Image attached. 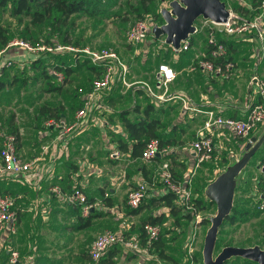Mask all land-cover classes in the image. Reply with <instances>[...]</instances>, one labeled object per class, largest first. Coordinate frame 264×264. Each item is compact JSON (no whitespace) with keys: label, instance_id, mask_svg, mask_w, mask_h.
I'll use <instances>...</instances> for the list:
<instances>
[{"label":"crops","instance_id":"crops-1","mask_svg":"<svg viewBox=\"0 0 264 264\" xmlns=\"http://www.w3.org/2000/svg\"><path fill=\"white\" fill-rule=\"evenodd\" d=\"M246 6L250 8V4H247ZM195 33L202 35H198V37H205L203 32L197 31ZM194 39V37H190V45L187 50L175 51L172 46L167 44L169 57L166 51L163 55L164 60L161 62H166L172 66L177 75L175 80L169 83L166 88H163L157 83L155 77L157 65L153 74L154 80L133 79L130 80L133 82V85L126 88H120L119 91L122 92V89H129L133 94V107H128L131 109L138 107L137 113H133V116H143L144 108L148 104L153 105L152 114L157 116L162 124L159 131L167 140V144H172L169 145L172 148V152L166 159H168L172 171H174L176 175H181L178 179L181 184L187 186L186 181L187 179H190V190L193 200L197 197V193L194 192L193 188L194 184L197 183L198 179L200 183L204 181L203 196L205 200L214 202L216 214L217 203L213 197L207 195L209 180L205 175L218 171V169L215 170L210 163H217L221 158L222 152L226 151L229 145L233 144L232 147L236 149V155L234 157L233 153H231V155L229 154V157L231 156L234 158L235 164L242 162L244 166L241 169L239 176L232 177L234 181V186L231 192L232 206L235 203V200L241 199V197L245 196L244 193L242 194V188L240 187L241 180H239V178H241L251 180L252 186L249 195L252 196H250L253 201L251 204H254L256 207L257 199L263 192L258 185L259 171L257 172V164L260 160L264 159V153L262 152V149L264 148V139L259 143V140L264 138V123L259 124L247 137L235 136L227 128L214 127L210 132H205L211 135L214 140L216 155L215 158L212 159L213 161H208L198 167H194L195 156L190 144L201 134V132H204L200 131L202 124L206 119V115L203 111L212 110L215 114L222 116L243 117L246 112L248 97L252 101L256 99V95L251 92L248 87V78L250 74L256 70L259 72L260 76L264 78V68L262 67L264 52H261V48H256L257 45H254L252 48V45L250 44L251 42H240L238 47L241 51L236 55L239 56L242 51L248 49L247 52L250 59L245 60V65L243 66L236 63L237 70H235L234 75L229 79H221L219 77L209 78L202 71H188V68L193 64L194 60L202 58L206 51V41L204 44L200 39L202 43L194 45ZM148 44H150V42H148ZM6 54L13 60L12 66L20 68L21 65H23L28 69L32 68V62L48 57L47 54L37 59H33L29 55L26 56L21 49L13 47L8 48ZM134 54L138 55V51H135ZM20 59L22 61H20ZM139 63L140 61L138 58H133V60L129 62L130 72L133 67H138ZM12 66L1 70L0 75H3ZM51 72L54 76L58 74L62 75L59 72H55L53 69ZM54 72L56 74H54ZM73 75L70 77V82L63 85L62 90L71 84ZM59 81H62V79ZM141 82L149 83L153 86V91L155 93L158 95L164 94L168 99L163 101L154 100L147 94L146 90L141 87ZM79 87H82V85L77 88ZM111 92L112 90L104 93L102 99L104 104L106 102L109 103V97L112 96L110 94ZM175 93L186 94L189 98L187 104L191 103L201 111L191 109L183 110L181 101L178 98L169 97V95H174ZM74 96L79 98L77 90ZM138 101H142L143 103ZM107 103L105 104L107 109H104L100 113L96 112L91 119V122L86 126H81L79 129L70 132L65 137L66 141L57 138L59 132L56 128L46 127L44 122L39 119V121L37 120V124L34 125L36 131L33 132L32 135L23 134L22 132L20 133L17 131L20 139V141L19 139L17 141L19 154L26 161L35 162L30 170L32 172L29 174V183H14L11 180L0 183L2 192H7L16 197V206L19 214V222L15 235L10 236L4 233L0 234V249L5 248L8 253L11 249L16 250L19 253L17 264H69V262H73L74 264V256H72V254L67 256L66 254L68 253L66 251V249H68L67 247L61 249L56 246V248H52L53 250L49 249L50 253L45 251L47 246H44V240L45 237L49 235L48 233L50 230H53L54 232L49 236L53 238L59 237L60 243L70 244L73 240H78V242L86 243V250H88L92 240L99 233L106 230H118L120 225L125 224L129 236L137 237L138 227L137 225L134 226L136 221H139L140 224L142 219L146 216L165 212L164 209H167L169 212V209L165 206L151 205L137 214L128 213L129 208L126 204V195L127 192L132 187H135L138 182H147L148 192L145 199L163 194L165 188L162 186V182H160L158 171L160 165L165 159L161 158V161L156 158L151 160H143L141 157L131 159L127 153H123L119 150L117 143L113 140L112 134L125 135V132L118 117L116 115L113 116V119L110 117L115 110V106H111V104ZM73 117L74 115H71L69 112L66 113L64 109L61 122L66 124L70 123L73 120ZM261 143H263V148L261 149L260 155H258L254 164H250L255 152L259 150L260 145L249 158H246V155L252 152L251 150H253L252 148L255 144ZM44 144H50L46 154H43L41 151V147ZM90 144H104L103 146H106L107 163L101 164L102 157L97 156L98 154L95 153L96 150H92L94 152L89 151ZM116 148L122 154L120 158H109L111 150ZM37 157L42 158L36 160ZM159 157L161 156H158V158ZM123 158L127 160V167H124L120 162ZM232 160H228L227 162L230 163ZM235 164L231 163L232 166ZM250 165L253 166L251 167ZM209 166L213 171H211ZM196 170L198 171L195 176ZM233 171L231 173H233ZM223 173H226V171H223ZM54 185L59 186L63 193H68L72 187H80L85 193L87 199H91V202L101 200L103 206L91 209L87 216H82L81 214L83 218H89L90 221L87 226L77 229L76 224L78 223V220L74 211L76 206L67 205L62 198L55 196L51 192V188ZM79 212L81 213L80 210ZM196 215L200 218L197 225L198 228L202 220L200 211H197L195 216ZM257 219H262V221H264V210ZM52 228H55V230ZM25 229H30L32 231L35 230L32 232L28 240L24 239L26 233ZM58 229L63 232L58 231V234ZM73 232L77 235L71 236L70 242L61 240ZM189 238L190 237H188V239ZM25 240H27V242ZM245 246L249 247L250 245ZM26 247L28 248V251L25 253L24 250ZM118 247L120 248V251L114 257L115 264L118 263L120 256L125 257L127 254H132V258L133 255L150 258L147 250L142 252H129L120 246ZM87 256H89L88 251ZM68 257H72L73 260L68 261ZM235 257H233V259H236V261H240L239 259H241L243 264L242 257ZM88 264H91L90 259Z\"/></svg>","mask_w":264,"mask_h":264},{"label":"built area","instance_id":"built-area-1","mask_svg":"<svg viewBox=\"0 0 264 264\" xmlns=\"http://www.w3.org/2000/svg\"><path fill=\"white\" fill-rule=\"evenodd\" d=\"M254 16H243L230 9L227 20L223 23H215L209 19L199 18L196 24V32L204 33L206 38V49L209 54L205 53L202 58L188 68V71L200 70L204 72L209 78L219 77L221 79H229L237 70L235 63L228 59V50L226 46L220 41L218 35L233 36L243 38L246 42H254L256 45L262 44L264 40V0L256 8ZM154 21L150 16L137 19L127 30L126 40L129 44L140 45L143 44L149 34ZM190 37L181 42L180 48L175 51L187 50L190 42ZM19 48L26 56L29 55L33 59H37L47 54H63V53H79L84 55L91 63L99 64L104 67L103 75L100 78H95L88 88L79 87L77 92L81 100V106L76 110L73 120L70 123H63L55 119H48L44 122L46 127H53L58 130V139L66 141L65 137L75 129L81 126H86L91 122L94 114L102 112L107 109L103 103V95L113 88L117 80H120L123 87H130L133 82L128 79L130 75L129 65L122 61L118 54L111 48H78L70 44L58 43H41L32 42L25 39L10 40L6 46L0 48V72L6 67L13 64V60L7 56L6 50L8 48ZM262 48V47H260ZM174 50V49H173ZM220 62H216V60ZM27 60V59H24ZM20 61H22L20 59ZM54 74H56L54 72ZM177 73L175 69L166 62L158 64L155 77L157 83L166 88L169 83L175 80ZM58 79H62V75H56ZM147 94L154 100L163 101L168 99L164 94L158 95L153 91V86L147 82H141ZM248 87L251 92L256 95L254 101L248 97L246 103V112L243 117H231L215 114L212 110H205L206 115L200 135H198L190 144L194 151L195 161L194 167L200 166L203 162H208L213 159V152L215 151V143L211 135L205 132H210L212 128H227L235 136L247 137L250 132L259 124L264 123V78L260 76L259 72L254 70L248 78ZM171 98H178L181 101L183 110H197L200 109L193 106L191 103L187 104L189 98L186 94L169 95ZM90 125V124H89ZM50 144H44L41 147L43 154L48 152ZM172 152L169 145L160 146L157 139H150L141 153L143 160H151L159 154V156H168ZM121 152L116 148L111 150L109 158H120ZM40 157H37L39 159ZM42 158V157H41ZM40 158V159H41ZM34 161H26L18 152L17 140L14 134H9L5 137L0 147V183L11 180L12 182L24 184L29 183V174L34 166ZM259 174L264 177V160L257 164ZM158 177L160 182L171 192L175 193L180 204L188 201L192 204V209L195 210L193 197L190 190V179H187V186L181 182H174L173 173L171 171L168 159H165L159 167ZM148 185L145 181L138 182L135 187H132L126 195V204L130 208H137L147 195ZM51 192L63 199V201L70 206H79L82 216H87L91 209L103 206L101 200L95 202H88V199L80 187H72L68 193H63L61 188L54 185ZM257 209L264 210V191L258 197ZM196 217V218H195ZM194 217V223L198 225L199 216ZM19 222V214L16 206V197L7 192H0V234H8L14 236L17 232ZM144 232L147 236V242L150 244L156 240L160 233V227L157 225L145 224ZM195 234L191 236L188 248V262L192 264V239ZM262 237L264 239V227L262 230ZM120 246L129 252L146 251L148 247H143L139 243L137 237L129 236L127 226L120 225L118 230H106L99 233L88 247V254L91 264H98L99 259L113 246ZM19 253L11 249L9 251V259L7 264H17Z\"/></svg>","mask_w":264,"mask_h":264},{"label":"rangeland","instance_id":"rangeland-1","mask_svg":"<svg viewBox=\"0 0 264 264\" xmlns=\"http://www.w3.org/2000/svg\"><path fill=\"white\" fill-rule=\"evenodd\" d=\"M105 3L99 4V9L104 8V15L102 17L100 15L91 16L87 13H81L77 15H73L71 19L73 20V24L67 28L68 37L70 39V45L74 47L82 48V47H90V48H101V47H108L113 49L120 59L124 62H131L133 58L139 59L140 63L138 67H133L131 69L129 78L130 80L133 79H145V80H154V71L158 63L164 60V53L168 50V45L164 42V38L156 39L152 34L148 36V42L150 44H140V45H133L129 44L126 40V33L130 25L140 19L138 16L140 10V4L142 0H104ZM169 0H152L148 3L149 12L143 14L144 17L150 16L154 24H161L162 18L160 16V9L162 7H168ZM227 8L231 9L232 5L235 3H241L242 5L246 6L247 4H251V2H257L258 0H224ZM27 19H23V21L19 22L17 18L12 17L10 15V11L8 8L0 9V25L7 28L9 35L11 36V40L13 39H23V27ZM195 25L198 24V20H195ZM39 35L36 38L35 42H43L46 38L51 37V40L54 43L64 44L63 43V36L62 35H55L50 29L46 26H42L37 30H34ZM33 31V33H34ZM35 35V33H34ZM33 35V36H34ZM198 33L191 34L189 37H194V45L201 44L202 42L205 44L206 38L198 37ZM202 36V35H199ZM33 39L34 38H30ZM202 42H201V40ZM27 40V39H25ZM31 41V40H28ZM259 45V44H258ZM261 52H264V41L260 44ZM146 50V52H145ZM138 51V55H135L134 52ZM248 49L246 51H242L239 56L235 55V61L239 65H245V60H249ZM169 57V51H167ZM76 53H66L63 55H71L74 57ZM79 54V53H78ZM78 60L82 62L85 57L84 55H78ZM168 59V58H167ZM262 67L264 68V56L262 58ZM87 65H84L81 69L77 70L72 77L71 84L60 92H55L53 89L48 90V85L46 79L41 75L40 69H34L24 67L21 65L20 68L16 66H12L9 68L4 74L7 76V80L12 79L14 76H25L27 78V83L23 85H9L7 91H0V146L4 141L5 137L12 133L13 129H16L18 132H22L23 134L32 135L35 132L34 125L37 124V120L39 116L37 115L38 109L40 106L44 104H50L51 106L55 107H62L70 114L72 113L71 109L69 110L68 106L70 101L74 98L76 88L78 86L87 84L89 79L92 78V74L86 69ZM51 70V69H49ZM126 88V87H125ZM172 89V88H170ZM112 90V89H111ZM120 88L112 90L110 93L112 96H121L120 103L116 104L114 107V111L111 114V118L116 115L118 112L117 110L133 107V94L128 89H122V92L119 91ZM110 91V90H109ZM108 91V92H109ZM142 102V101H138ZM143 103V102H142ZM142 106V105H141ZM72 115V114H71ZM39 121V120H38ZM19 135V133H18ZM20 141V139H19ZM263 143L260 144V148L253 159L251 160L250 164H254L256 158L261 153V149L263 148ZM104 144H90V152H94L92 150H96L99 157H102L101 164L107 163V152L106 146ZM233 145V144H232ZM229 145L226 151H223L221 154V158L217 161V163H210L211 166L214 167L215 170L218 169L217 172H211L205 175V177L209 180L208 189L212 187L213 182H215L223 173L226 171V176H228L233 169L237 166L235 164V160L233 157H229V154L233 153V156L236 155V149ZM264 153V148L262 149ZM233 158V160H232ZM228 160H232V162L228 163ZM213 161V160H212ZM124 167H127V160L123 158L120 161ZM231 163L235 165H231ZM229 166V167H228ZM251 167L253 165H250ZM211 171L213 169L209 166ZM123 169V168H122ZM245 169V168H244ZM229 170V171H227ZM196 170V174L197 175ZM208 172L207 170H205ZM258 172V170H257ZM225 176V178H226ZM194 180V179H193ZM240 187L242 188V194L244 193V197L241 199H237L238 202L241 200L245 208L251 211V213L246 217L245 220L237 222L232 226L228 224H223L222 226L218 227V232L216 234V240L219 238L221 240V244H230V246H239V247H247L245 245L251 246H258L260 249L264 251V239L262 237V230L264 227V221L259 220V216L262 214L263 211L257 209L254 204H251L252 199L250 198L249 191L251 188V180L248 179H241ZM200 183L199 179L197 181ZM201 184H205V182H201ZM240 194V193H239ZM249 195V196H247ZM252 197V196H251ZM237 203V201H236ZM182 210L192 211L193 209L192 204L190 201L179 204ZM165 212H168L167 209H164ZM259 210L260 212H256ZM201 217L210 218L213 217L215 214V207L212 206L208 210L204 212H200ZM174 221L173 216L169 215L168 220L163 225L164 228L169 229V232L166 236L168 238L167 244H169L167 252L172 254L178 258V264H189L187 261L188 255V248L190 249V242L188 241V237H191L195 234V237L192 239V255L195 252H203L204 247V239L208 230V225L198 226L194 223V221H187L182 219L181 225L175 226L172 225ZM186 222V223H185ZM139 221L134 223V226L137 225L138 227ZM208 226V227H207ZM182 228H185V233L183 234ZM55 230V228H52ZM220 229V230H219ZM35 230L25 229L24 239H29L32 232ZM63 232L62 230H57V232ZM54 232L53 230L49 231V235ZM58 232V234H59ZM177 234L176 238L172 239V236ZM47 235L44 240V246H47L45 251L50 253L52 248H65L67 247L66 251L68 255L72 254L74 256V264H88L89 259L87 256V244L78 242V240H73L70 244L60 243V238L50 237ZM77 235L75 232L70 233L61 240H65V242H70L71 236ZM58 239V241H57ZM27 240H25L27 242ZM216 240L214 244V248L212 250L213 257L221 251L222 247L216 245ZM172 248V249H171ZM25 249V248H24ZM25 253L28 251V248L24 250ZM55 252V251H54ZM86 255V256H84ZM132 254H127L125 257H119L117 264H172L169 261L162 260L160 257L157 256L155 252L149 253L150 258H145L143 256L137 255L133 258ZM236 258V257H235ZM72 257H68V261L73 260ZM240 261H236L233 257H230L227 261L228 264H242L241 259ZM117 262V261H116ZM69 264H73V262H69ZM258 264V263H256Z\"/></svg>","mask_w":264,"mask_h":264},{"label":"trees","instance_id":"trees-1","mask_svg":"<svg viewBox=\"0 0 264 264\" xmlns=\"http://www.w3.org/2000/svg\"><path fill=\"white\" fill-rule=\"evenodd\" d=\"M152 0H142L140 4V10L142 12L138 13L139 18H145L143 14L149 12L148 3ZM254 1V0H253ZM261 0L257 2H251L250 8L247 6L242 5L241 3H235L232 5L231 9L234 12H237L243 16H254L257 12L256 8L260 4ZM105 3L104 0H0V9L8 8L10 11V15L18 19L19 22L23 21V19H27L25 22L22 33L23 39L31 40L32 42L36 41V38L39 37L37 32L34 30L39 29L42 26H46L50 29L53 34L55 35H62L63 36V43H70V39L68 37L67 28H69L73 24V20L71 17L73 15L87 13L91 16L100 15L105 17L104 15V8L99 9V4ZM162 20V19H161ZM35 35H34V33ZM34 35V36H33ZM150 35V34H149ZM220 41L226 46L228 50V59L235 61V55L241 51L239 49V43H248L243 38L233 37V36H222L221 34L218 35ZM30 38H34L30 39ZM148 39V37H147ZM146 39V41H147ZM11 40V36L7 28L0 25V48L7 45V43ZM146 41L143 43L145 44ZM264 41V40H263ZM44 43H54L51 40V37L46 38ZM252 48L256 45L254 42L250 43ZM136 46V45H135ZM260 46L257 45L256 48ZM205 53L209 54V50L206 49ZM76 55V57H75ZM74 57L71 55H60V54H48V57L45 59H38L32 62L31 67L34 69H40L41 75L46 79L48 90L53 89L55 92H60L62 90L63 85L70 82V77L75 74V72L81 69L84 65L86 69L92 74V78L89 79L87 84L82 85L83 88H88L92 81L95 78H100L103 75L104 67L99 64L91 63L87 58H85L82 62L78 60V53H76ZM197 60H194L196 62ZM216 62H220V60H216ZM129 66V62H126ZM53 69L55 72H59L62 74L63 78L62 81H59L56 76L53 75L51 70ZM200 71V70H199ZM19 75H21L19 73ZM128 79L129 76H128ZM27 83V78L25 76H14L12 79L7 80V76L5 74L0 75V91L8 90L9 85H25ZM118 88H123L121 85L120 80H117L113 85L112 90ZM78 88H76L77 90ZM147 96V95H146ZM148 97V96H147ZM105 101V100H104ZM121 101V96H111L109 97V103L111 106H115L118 102ZM105 103V104H106ZM81 106L80 98L74 96V98L70 101L68 106L69 110L71 109L72 115L75 114L76 110ZM64 111V106L62 107H55L51 106L50 104H44L39 107L37 115L39 116V120L45 122L48 119H55L56 121L62 120V113ZM138 107L134 109L127 108L120 110L116 113L121 126L125 132V135L120 134H112L113 140L117 143V147L123 153H127L131 159L141 157V153L146 145V142L152 138L157 139L159 141L160 146L165 145H172L167 144V140L159 131L162 127L160 119L152 114L153 105L148 104L144 108V115L143 116H133V113H137ZM111 120V119H110ZM112 121V120H111ZM12 133L16 136V140L18 141L19 135L16 129L12 130ZM216 149L213 152V158H215ZM157 160L161 161L162 159H166L167 156L155 157ZM264 160V159H263ZM263 160H260L263 161ZM207 162H203L205 164ZM76 167V166H75ZM172 171V168H171ZM173 173V180L174 182H178V179L181 175H176L174 171ZM16 183V182H14ZM162 184V183H161ZM258 185L260 186V190L264 191V177L259 174L258 177ZM162 186L165 188L162 195L157 197L151 198H144V200L140 203L137 208H130L127 206L129 214H137L141 210L145 209L148 206H165L169 209V212H160L158 214H150L142 219L141 223L138 226L137 232L139 239V243L143 247H148L147 252L153 253L155 252L158 257L162 260L169 261L172 264H178V258L172 254L167 252L169 244L168 238H166L167 234L171 231L163 227V225L168 220V216L171 215L174 218L172 225L179 226L181 225V220L185 219L187 221L194 220L195 214L197 211L204 212L208 210L210 207L214 206L213 201L205 200L203 196V187L204 184L195 183L194 184V192L197 193V197L193 200L195 210L187 211L182 210L179 206L178 198L175 193L168 190L163 184ZM2 188H0V192ZM148 192V190H147ZM2 193H5L4 191ZM91 199H88V202H91ZM237 201V203H236ZM241 203V201H239ZM238 200H235V203L232 206V209L229 214H227L221 225L228 224L232 226L233 224L243 221L246 217L251 213L250 210L245 208L241 205ZM258 203V199H257ZM257 206V204H256ZM80 207L76 206L75 214L77 216V226L76 228H82L87 226L89 223V218H83L81 213L79 212ZM256 212H260L257 210ZM80 213V214H79ZM186 223V222H185ZM151 224L157 225L160 227V233L156 240L148 244L147 236L144 232V225ZM202 225H210V220L202 217L201 220ZM207 226V227H208ZM220 230V229H219ZM183 234L185 233V228H182ZM177 234L172 236L176 238ZM216 245L219 248L228 246L230 244H221V240L217 238ZM172 249V248H171ZM220 250V249H219ZM88 251V250H87ZM120 248L118 246L111 247L108 252H106L98 261V264H115L114 257L118 254ZM87 253V252H85ZM9 253L7 249L1 248L0 249V264H6L8 260ZM239 258V257H236ZM88 259L89 256H88ZM243 264H256V262L242 258ZM192 264H203L202 260V253L199 251L195 252L191 258ZM229 262L226 260L223 264H228Z\"/></svg>","mask_w":264,"mask_h":264},{"label":"water","instance_id":"water-1","mask_svg":"<svg viewBox=\"0 0 264 264\" xmlns=\"http://www.w3.org/2000/svg\"><path fill=\"white\" fill-rule=\"evenodd\" d=\"M159 13L162 23L154 24L151 28V34L156 39L163 37L166 44L172 46L174 50H178L181 42L196 32L195 20L203 18L215 23H223L227 20L230 9L227 8L224 0H169L168 7H162ZM262 139L264 138H261L259 143ZM259 145L255 144L252 148L253 150H251L252 152L248 153L246 158H249ZM158 156L159 154H157ZM243 166L242 162L237 163L236 170L234 169L233 173L228 176H226V173L222 174L213 182L211 188H207V195L213 197L217 203V212L210 218V226L204 239L203 264H223L230 257L235 256L252 260L258 264H264V251L258 246L239 247L228 245L224 246L213 257L212 250L218 227L224 217L230 213L232 207L231 192L234 186L232 177L239 176Z\"/></svg>","mask_w":264,"mask_h":264}]
</instances>
